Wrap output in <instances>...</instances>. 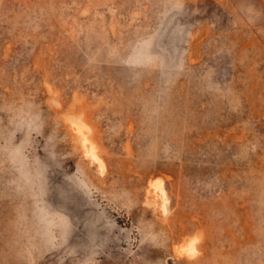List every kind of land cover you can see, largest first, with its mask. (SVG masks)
<instances>
[{
    "label": "rangeland",
    "instance_id": "obj_1",
    "mask_svg": "<svg viewBox=\"0 0 264 264\" xmlns=\"http://www.w3.org/2000/svg\"><path fill=\"white\" fill-rule=\"evenodd\" d=\"M0 264H264V0H0Z\"/></svg>",
    "mask_w": 264,
    "mask_h": 264
},
{
    "label": "bare ground",
    "instance_id": "obj_2",
    "mask_svg": "<svg viewBox=\"0 0 264 264\" xmlns=\"http://www.w3.org/2000/svg\"><path fill=\"white\" fill-rule=\"evenodd\" d=\"M69 118V117H68ZM72 119H74V118H72ZM75 119H76V117H75ZM80 121H81V119H80ZM82 123H85L84 121L82 122L81 121V124H80V126H82L83 124ZM77 126V125H76ZM84 126V125H83ZM78 127V126H77ZM81 128H83V127H81ZM84 128H85V126H84ZM86 129H87V127H86ZM75 130H77V128H75ZM78 133H79V131H78ZM86 133V132H85ZM81 134V133H80ZM83 135V134H82ZM85 135V134H84ZM84 137V136H83ZM86 137V136H85ZM81 139H83V138H81ZM85 139V138H84ZM87 140V139H86ZM89 140V139H88ZM87 140V141H88ZM94 144H93V141H92V146H93ZM89 147H90V145H89ZM93 148V147H92ZM94 148H96L95 146H94ZM94 150V149H93ZM86 151V150H85ZM92 153H93V151H91ZM90 152V153H91ZM91 155H94L95 156V151H94V154H91ZM97 156V155H96ZM98 157V156H97ZM94 159H96V158H94ZM99 159H100V157H99ZM102 160V159H101ZM103 161V160H102ZM100 164V163H99ZM100 167V166H99ZM104 168V167H103ZM156 181V180H155ZM159 181V180H158ZM152 182V181H151ZM151 182H149V184L151 183ZM153 184H155L154 182H152ZM159 184H160V182H159ZM151 186H155L156 187V185H151ZM161 186V185H160ZM159 186V187H160ZM160 189H161V187H160ZM159 189V190H160ZM161 195H162V193H161ZM163 198H166V196L165 197H163ZM166 202H167V198H166ZM162 204H164V202L162 201ZM165 205H163V207H164ZM180 245V244H179ZM176 246V245H175ZM180 246H182V245H180ZM186 246H187V244H186ZM188 246L189 247H191L192 245L191 244H188ZM185 247V246H184ZM179 248V247H178ZM178 248H177V250L176 251H178ZM195 248V247H194ZM180 250V249H179ZM187 250H189V249H187ZM186 250V251H187ZM195 250V249H194ZM181 252H182V250H181ZM181 252H180V254H181ZM185 252V251H184ZM188 252V251H187ZM190 252V251H189ZM192 252V251H191ZM179 253V252H178ZM186 253V252H185ZM187 255H189V253L187 254ZM190 256V255H189Z\"/></svg>",
    "mask_w": 264,
    "mask_h": 264
}]
</instances>
